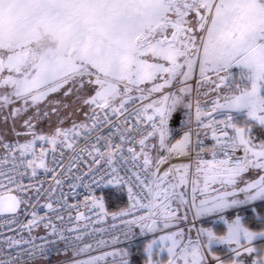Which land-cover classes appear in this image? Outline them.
Segmentation results:
<instances>
[{
  "label": "snow or ice",
  "instance_id": "snow-or-ice-1",
  "mask_svg": "<svg viewBox=\"0 0 264 264\" xmlns=\"http://www.w3.org/2000/svg\"><path fill=\"white\" fill-rule=\"evenodd\" d=\"M0 114V215L29 234L5 242L31 264L51 248L130 264L128 249L90 254L81 204L128 241L151 235L144 264H264V0H0ZM106 189L134 211L109 213Z\"/></svg>",
  "mask_w": 264,
  "mask_h": 264
},
{
  "label": "built area",
  "instance_id": "built-area-1",
  "mask_svg": "<svg viewBox=\"0 0 264 264\" xmlns=\"http://www.w3.org/2000/svg\"><path fill=\"white\" fill-rule=\"evenodd\" d=\"M196 94H193V98H192V102H193V120H192V124L191 127L194 129L195 128V119H194V112H195V101H196ZM186 110L185 109H181L177 112V125L182 127V123L181 121L186 119V117L184 116V112ZM206 143H211L210 140L206 141ZM37 151H39V147L37 148ZM59 154V153H57ZM48 162L49 164L51 163L52 160V155L51 153L48 156ZM176 160H173L172 163H176ZM168 167V165H164L163 168ZM40 179H46V177L43 175L42 170H40ZM50 175V174H49ZM25 184H28L29 181L25 180L24 181ZM48 183H52V181L50 179L47 180ZM67 188V185H65V189ZM78 192H83V189H78ZM97 195H102V193L98 192ZM83 197H74L73 199L69 200L70 204H77L80 201H82ZM41 203H43V201H41ZM106 207L109 213H114V212H118L120 209H126V210H130V211H134V209L131 208V201H129L128 204H126V206L122 207V208H117V210H110L108 208V201L106 199ZM30 211V210H29ZM41 215L44 213L45 209H39ZM71 214L73 216H75L77 214V212H83L85 214V216L87 217V219H82L79 223H78V227L80 228V230L86 234H91V235H86V240L88 243H91L93 245V249H97L100 247H104L107 246L109 244L113 243V238L117 237L119 238L118 241L124 240V231L125 229V225L121 223V219L119 217L113 219L111 215L107 216V217H102L100 219L97 218V215L92 212L89 211L87 208L83 207V205L81 204V206L78 209H70ZM66 217V221L67 222V211H65V213H63ZM30 218V217H26L24 215H21L19 217V219L22 222H26V220ZM190 218H191V214H190ZM198 225L201 224V221H197L196 222ZM11 224V218L8 215H0V260H8L9 256L8 253H11V255L13 257H15L17 254H19L20 256V260H21V264H31V262L29 261V258L27 256L24 255L22 249L20 247H17L15 249H9L7 243L5 242V238L6 237H11L13 239H28V233L27 231L21 232L20 229V225L19 224H11V229L8 227V225ZM138 229H136L135 231L137 232ZM33 236H37V235H44V229L40 228L37 230H34V232L32 233ZM98 240H104L106 241V245H101V246H97V241ZM36 243L39 244L41 243V241L36 240ZM82 246V245H81ZM56 247H59L61 249H63L65 247V245L63 243L58 244ZM29 248V245H23V249L27 250ZM72 252L69 251L67 255H71ZM63 253L61 254H57L56 252V248H51L48 253H47V257L42 259L40 262H50L52 260L58 259L60 257H65L67 256ZM226 258V257H224ZM112 257H108L106 258V260L108 262L112 261ZM119 256L116 257V260L119 261ZM129 260H130V264H133V259L131 256H129ZM66 264H71L68 263V261L64 262ZM101 264H104V262H101Z\"/></svg>",
  "mask_w": 264,
  "mask_h": 264
},
{
  "label": "rangeland",
  "instance_id": "rangeland-1",
  "mask_svg": "<svg viewBox=\"0 0 264 264\" xmlns=\"http://www.w3.org/2000/svg\"><path fill=\"white\" fill-rule=\"evenodd\" d=\"M233 71L235 72L237 70H233ZM212 95L213 94H211V93H209V96H207V97H205L204 95H200L199 99H200L201 104L203 105L206 100L210 101L211 98H212ZM53 98L54 99H60L61 96L60 95H53ZM65 102L66 103H70V100L69 101H65ZM71 111H72V109L71 108H68L62 114L63 115H66L68 112H71ZM85 111H87V109H85ZM0 116H2V114H0ZM55 121H56V117L53 116V118H52V124H53V126H55ZM9 123H11V121H9ZM21 125H22V120L17 123V126L16 127H17V130L18 131H22ZM65 126L66 127L67 126H70V122L69 123H66ZM39 128H42L45 131H47V129H48V122L47 121L42 122L38 126V129ZM9 139H11V137H9ZM20 140H21V142H23V138L22 137L20 138ZM127 199H128V195H127ZM215 219H217V218L216 217H214L213 219H211V217L204 218V219L201 220V224H203V226H205V227L213 226L215 228V230L217 231L218 234L223 235L224 232L226 231V229L224 228V226H223L222 223H217V224L213 225L212 224V221L215 220ZM138 230H137V232H138ZM193 235H194V233H193ZM151 238H153L151 235L140 236L139 235V232H138L136 234V236L133 237V239L131 241H128V240L124 239V240L118 241L117 243H112V244H109V245L104 246V247H100V248H97V249H93V251L90 254L91 255H101L103 252H112V251H116L118 249H121V250L122 249H128L129 252H130V256L133 258V264H136V261H137V259H135L136 252L138 254V258H141V261H140L139 264H142L143 263V257L145 256V255H143V254H145L143 252V247H144L145 243L149 239H151ZM216 248H223V250L226 251L225 256L227 257V255H228L227 246H225V245H218V246H216ZM72 256H73V254L67 255L65 257H60V258L55 259V260H52L50 262H40V264H61V263H64L66 261H71ZM79 257L80 258H78V259L84 260V259H87L88 258V254H81ZM156 258L157 259H160V257H156ZM134 259H135V263H134ZM64 264H66V263H64Z\"/></svg>",
  "mask_w": 264,
  "mask_h": 264
},
{
  "label": "trees",
  "instance_id": "trees-1",
  "mask_svg": "<svg viewBox=\"0 0 264 264\" xmlns=\"http://www.w3.org/2000/svg\"><path fill=\"white\" fill-rule=\"evenodd\" d=\"M102 195H106L107 201H108V208L110 210H117V208H122L124 206H126V204L129 203V200L126 198L125 195H122L119 192H116L115 189H106L104 193H102ZM216 253L218 255L225 256L226 251L223 250V248H216L215 249ZM135 259H137L136 264H139L141 261V258H138V254L136 252L135 255ZM135 259H134V263H135ZM145 262V256L143 257V263Z\"/></svg>",
  "mask_w": 264,
  "mask_h": 264
},
{
  "label": "crops",
  "instance_id": "crops-1",
  "mask_svg": "<svg viewBox=\"0 0 264 264\" xmlns=\"http://www.w3.org/2000/svg\"><path fill=\"white\" fill-rule=\"evenodd\" d=\"M178 112V111H177ZM177 112L176 113H174V115H173V118H172V120H171V122H170V126L172 127V129H173V134H174V138L175 139H178L181 135H182V127L181 126H179V125H177ZM116 190V189H115ZM116 192H119V193H121L122 195H125L126 196V198H127V192H126V190L125 191H123V192H121V191H119V190H116ZM214 217H211V219H213ZM181 227H183V225H181ZM138 232H139V230H138ZM137 232V233H138ZM160 233H157V235H159ZM142 240V239H141ZM140 240V241H141ZM138 241V240H137ZM215 249H216V247H215ZM157 251H158V249H157ZM143 255H145V254H143ZM166 253H164V254H162V256H160V259L161 258H166ZM78 258H80V257H77L76 259H78ZM68 263H71V261H68ZM61 264H64V263H61Z\"/></svg>",
  "mask_w": 264,
  "mask_h": 264
},
{
  "label": "flooded vegetation",
  "instance_id": "flooded-vegetation-1",
  "mask_svg": "<svg viewBox=\"0 0 264 264\" xmlns=\"http://www.w3.org/2000/svg\"><path fill=\"white\" fill-rule=\"evenodd\" d=\"M22 131H23V129H22Z\"/></svg>",
  "mask_w": 264,
  "mask_h": 264
}]
</instances>
